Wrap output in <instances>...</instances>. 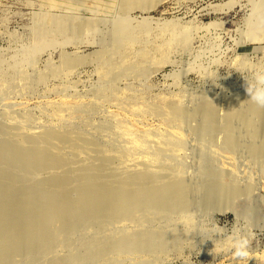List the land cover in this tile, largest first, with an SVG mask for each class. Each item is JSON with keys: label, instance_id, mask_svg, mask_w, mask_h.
<instances>
[{"label": "rangeland", "instance_id": "374dc122", "mask_svg": "<svg viewBox=\"0 0 264 264\" xmlns=\"http://www.w3.org/2000/svg\"><path fill=\"white\" fill-rule=\"evenodd\" d=\"M122 9V0H0V121L7 124L22 120L26 129L58 124L63 131L74 130L94 138L105 153H116L120 159L128 157L123 146L132 145V140L126 141L123 136L134 135L132 139L143 143L152 140L149 147L156 149L151 151L165 155L158 153L163 157L160 163L147 167L158 168L159 179L181 173L188 203L184 201L185 208L160 214L139 210L132 219L84 223L73 231L61 232L59 240L41 253H16L9 264H51L52 257H60L61 264H264L263 129H259L260 135H253L240 120L227 123L221 110L231 101L241 104L242 99L250 100L247 81L252 69L264 68V0H165L146 10L134 8L126 13ZM145 17L151 32L140 36L127 56H120L123 27L133 30ZM164 22L175 25L176 32L163 34L169 27L162 28ZM153 33L158 34L153 37ZM177 38L182 42L175 41ZM143 48L149 53L152 50L150 57L160 64L157 70H152L149 60L142 64L135 58V51ZM105 50L109 54L104 58L96 57L97 52ZM72 57L84 61L64 68V60ZM128 57L130 60H126ZM122 59L129 64L121 72L107 70L125 62ZM131 60L142 70L130 66ZM111 89H115L114 96L109 94ZM205 101L214 104L216 118L211 122L201 117V102ZM176 104L185 110V116L182 121L166 125L161 106L172 109ZM140 106L145 111L138 117L127 110ZM249 114L246 117L251 121L254 115ZM168 134H177L179 143L168 146ZM231 134L237 141L236 149L228 146ZM157 139L165 143L160 149ZM61 144L59 148L69 150L68 144ZM149 147L144 156L148 153L153 157ZM133 152L137 157L145 153ZM161 164L167 165H163L166 170L162 167L167 174L159 168ZM207 174L214 183L219 180L227 188H237L229 201L228 196L224 197L226 207H231L209 209L202 184L208 180ZM121 223H126L125 230L132 233V240L143 237L137 242H151L137 246L127 239L113 246V237L121 234ZM163 233L173 234V238L160 236ZM234 233L247 240L249 260H235L228 249ZM161 242L164 245L156 247ZM106 243L110 247L104 246Z\"/></svg>", "mask_w": 264, "mask_h": 264}, {"label": "bare ground", "instance_id": "6f19581e", "mask_svg": "<svg viewBox=\"0 0 264 264\" xmlns=\"http://www.w3.org/2000/svg\"><path fill=\"white\" fill-rule=\"evenodd\" d=\"M163 1L165 0H122V7H123L122 10L126 13H129V11H131L134 8H140L141 10L142 9L146 10L152 7L154 8L156 5L158 6V4L162 3ZM259 17L261 18L260 15ZM141 20L142 21H140L139 23L136 22L138 25L133 29L134 31L129 30L127 26L123 27L124 29L122 30V40H121L122 44H120L119 46V48H122L120 50V53H121L120 56L121 55L127 56L125 54L130 52V50L133 48L134 43L136 44V41L140 39L139 37L141 36L142 38L143 35H146L149 33L150 25L148 26L149 24L148 18L145 17ZM123 23L125 24V22ZM131 23H132V20H131ZM162 25H163L161 26L162 28H164L165 26H169L167 30L163 31L164 32L163 34H165V32H169L170 34L171 32L173 33L176 32L175 25H173L172 23L164 22V24ZM156 27L157 26H155L154 28L152 27L153 30H155ZM130 29H132V26H130ZM173 33L170 36V39L172 37V40L174 39ZM263 33L264 31L262 32V34ZM157 34L156 35L154 34L153 37L154 36L156 37ZM148 36L149 35H147V37ZM176 37H179L178 34ZM181 37H184V36H181ZM170 39H169V42H170ZM177 40H179V38H177L175 41ZM183 42L185 43L186 41H183ZM137 43H139V41ZM142 45L143 43L140 46L142 47ZM148 46L146 47L143 46V47L147 48ZM144 48L140 52H138V50L135 51L138 53L137 56H136V53L134 52L135 58L139 59L140 62L142 61L141 62L142 64H143V61L149 60L151 63L152 70L153 69L157 70V68L160 67V64L155 63L152 57H150L149 55L151 54V51L153 50V48L152 50L150 49V53L147 49L146 51ZM96 54H97L96 57L104 58L106 54H109V52L105 50V51L97 52ZM133 57H132V60H133ZM123 58H126V57H123ZM112 60L113 58L109 62L107 60L106 63L107 62L112 63ZM126 60H130V58L128 57V59ZM126 60L124 59L123 61L125 62H123L122 64L120 65L115 64V66L111 68L109 67L107 68V70L111 73H113L114 71L121 72V69L127 67L125 64H129V62H126ZM132 60L131 62L133 64L130 66L136 65V61L134 63ZM83 61L84 59L80 57L66 58L63 62V66L64 68H70L73 65L82 63ZM100 61L101 60H99V62ZM115 62L116 61H113V63ZM130 66H128V68ZM136 67L141 69L140 65L139 66L136 65ZM104 70L105 69H103V72L105 74ZM114 90L115 89H113V91L112 89L109 90V94L112 95ZM118 97L120 98V96ZM238 101L240 102V100ZM241 101H242L241 104L239 102H238L239 104H235L234 101H231L232 103L230 102L231 104L229 103L227 108L224 107L225 109H221L225 111V114L224 113L223 114L225 115V119L228 121L227 123L230 124L232 120L237 119V121L238 120H240V122L242 121L244 123L245 128L250 133H253V135L259 134V129H263V131L261 132L262 133L261 135H263L264 134V107H258L251 100L243 101L242 99ZM201 103H202L201 104L202 110L200 111L201 108L200 109L198 108V109L202 113V115L201 114L199 115H201V117L204 118L203 120L206 119V122L208 121L211 122L212 119L216 118L214 115L215 111L213 109L214 104L212 105V103L208 101L201 102ZM114 105L116 106L118 104H114ZM134 107L133 108L131 107V109H127V110H129V112L132 113L135 117L140 116L145 111L143 110L141 106L136 107V108ZM161 108L164 111V112L162 111V113L165 114V118L163 116V119H165L164 123H166V125L173 124L171 122L182 121L186 113L185 110L180 107V105L179 106L177 105V107H174L172 109H168L165 106H161ZM247 113H250L249 115H251L252 113V115H254V118L256 117L260 118V120L258 119L259 123L255 122L254 118L251 121L248 120L249 118L246 117ZM59 118L61 119V117ZM12 121L13 120H11V122L7 121L8 122L7 124H4L6 122L3 123L0 121V135H1V138H0V264H9V262H13V256L20 254L21 252L26 253V254L27 253L36 254L38 252L41 253L43 252V250H45L44 248H49L54 242L59 240V234H61V232L67 233L69 231H73L79 226L83 225L84 223L86 225V223L88 224L91 221L93 222L97 221V223L102 224L104 223V221L106 222V220H109V221L111 220V222H113V220L116 221V219L119 220V218L124 219V220L132 219V218H136V213L139 210L154 211L156 213L159 212L160 214V212H166L170 210L185 208V203H188L184 200L185 199L184 197L186 195L185 180H184L185 178L181 177L180 175L181 173L178 172L179 176L176 174V175H172L171 177H169L168 175L167 177H169V179L161 178L162 179L161 180L159 179V175L161 174L158 173L159 171L157 170L158 168L157 169L155 168L156 169L155 170L153 168L154 166H151L153 169L150 167H147L148 164L150 163H151L150 165L159 164L161 161V158L163 159L164 157L162 155L163 152L162 153L158 152L159 155L163 157H159L157 153L158 150L155 151L157 154L153 152L156 149L154 148L155 146H153L154 149L152 147H149L150 144L152 145V143L150 142L152 140L149 141L148 139L150 143H148L147 140H146L147 143L145 141L143 143L137 139H132L134 136L133 134H132L133 136L131 137H130L131 134H129V136L127 135L123 136L125 138L124 140L126 141L132 140V145L131 146L126 145V147L123 146L122 150L125 149L123 151H126L128 155L125 154V152H123V154H125L128 157H126L125 159L124 158L120 159L121 157H117L119 155L116 156L115 152H114L115 155L112 152H109L112 154L105 153L103 149L98 146L99 143H97L96 140H93L94 138L92 139L91 137H87L83 135L82 133L79 134V132L77 133L74 130H72L74 131V133L68 130L63 131L59 128L58 124H56V126H52V125L46 126L45 125L46 127H44L43 125L42 128L37 127L35 129H28V128L26 129L23 124L24 122L21 123L22 120L21 122L20 121L12 122ZM23 121H25V118L23 119ZM27 122L28 120L25 121V124ZM177 127H178V123H177ZM230 127L231 125H229V127L227 128H230ZM180 128H178L177 132H179ZM4 132L10 133L11 135H9L8 137H4L3 135ZM128 133H124V134H128ZM165 135H162V136L165 137ZM175 136L172 134L170 137L167 138L166 144L168 146L170 145L175 146V144L179 143L180 140L178 141V139ZM257 137L259 136L257 135ZM228 138H229L227 139L228 146L233 149L235 147L238 148L237 141L236 142L233 141L234 138L232 134ZM159 139H157L156 141H158ZM250 139L252 140V137ZM161 140L163 141V139H160V141ZM60 143L62 144L64 143V145L65 143L68 144L69 150L65 151L59 148L58 145ZM157 143H158L157 148L158 146H159L158 149L162 148L161 144L163 142L158 141ZM263 143L262 145H264ZM154 144H156V142ZM147 146L149 147V149L150 148L153 149V151H151L152 149H150V151L153 152L152 153L153 157L152 156L148 157V153L147 155L144 156V154H146V151H148ZM164 147H163L164 149L167 148V146H164ZM133 151L135 152L145 151V153L140 152L143 154L142 156V154L138 152L142 157H139V155L137 157L135 156V154L134 155L132 154ZM165 151L169 153V151L167 150ZM163 154L165 155V153ZM114 160L118 162L115 165L111 164V162H113ZM164 160H167V159H164ZM168 161H167V164L168 165L171 164L169 163L170 161L169 162ZM165 164H161V166L158 165L159 168L163 170V172L166 170L164 167H166L167 165ZM163 165L165 166L163 167ZM169 166L172 167V165H169ZM169 166L167 168H169ZM164 173L167 174V171H165ZM207 177H209L208 180L206 181L204 180L206 183H203L204 181L202 182V184L204 185L203 192L205 194V200H206L207 206L209 207L210 210L211 209L214 210L215 207L217 208H222L224 206L226 207V202H223L224 197L228 196L227 197V200H228L231 196H234L237 193V188L234 187V185H232L231 187L228 186L227 188V186L220 184L221 182H219V180L214 183L215 181L214 178H212L209 175ZM229 184L231 185V182ZM227 191H229L230 193L229 195H226ZM229 206L231 207V205ZM229 206H227L226 208H228ZM57 222L60 224L58 225L59 227H61L60 229H55L58 226H56L55 228L53 227V225H56ZM125 227H126V223H121L119 225V228H121V234H117V236L113 237L114 241L112 239L111 241L112 245L115 244V242L125 243L126 242L125 240L127 239L128 241L134 242L135 245L137 246L144 245L145 243L149 244L151 242V240L149 241V239H148L149 243L146 242V240L143 242H137L139 240L141 241L143 237L140 238L139 240L138 239L136 240L135 238L132 240L133 238L131 235L132 233L129 231H126ZM165 235L167 234L163 233V235H160V236L164 237ZM172 235L173 234H168L166 238L169 239V237H172ZM111 237L112 236H110L109 238ZM157 237L158 239L161 238L158 236V234H157ZM163 242H161V244L156 243V247H160L164 245ZM109 244L110 243H106L104 244V246L110 247ZM154 245L155 244H153L152 246ZM130 246L132 245L130 244ZM165 247L163 246V248ZM89 255L90 254H88V256ZM120 257H123V256L120 255ZM52 258H51V261H52L51 264H61L60 260L62 259L60 257L59 258L56 257L54 260H52ZM107 261L109 260L107 259Z\"/></svg>", "mask_w": 264, "mask_h": 264}, {"label": "clouds", "instance_id": "9594fccd", "mask_svg": "<svg viewBox=\"0 0 264 264\" xmlns=\"http://www.w3.org/2000/svg\"><path fill=\"white\" fill-rule=\"evenodd\" d=\"M247 92L249 99L258 107H264V68L254 66L252 77L247 81ZM219 233H216V235ZM248 242L239 233L230 237L228 249L233 252L235 260H249L247 255Z\"/></svg>", "mask_w": 264, "mask_h": 264}]
</instances>
